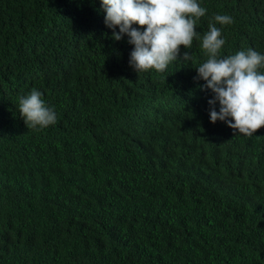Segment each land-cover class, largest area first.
I'll return each mask as SVG.
<instances>
[{
  "label": "trees",
  "instance_id": "obj_1",
  "mask_svg": "<svg viewBox=\"0 0 264 264\" xmlns=\"http://www.w3.org/2000/svg\"><path fill=\"white\" fill-rule=\"evenodd\" d=\"M197 2L201 35L233 18L216 24L222 57L264 54V0ZM105 15L101 0H0V264H264V126L211 122L200 41L180 46L193 64L139 74ZM33 88L56 124L26 126Z\"/></svg>",
  "mask_w": 264,
  "mask_h": 264
},
{
  "label": "clouds",
  "instance_id": "obj_2",
  "mask_svg": "<svg viewBox=\"0 0 264 264\" xmlns=\"http://www.w3.org/2000/svg\"><path fill=\"white\" fill-rule=\"evenodd\" d=\"M101 9L113 40L127 36V42L134 45L129 65L139 74L150 69L164 72L173 62L193 64V52L185 51L181 56L180 46L192 49L194 39L200 41L207 59L195 66L194 80H204L206 83L198 87L214 94L208 101L211 122L224 121L248 137L264 126V71H260L264 69V54L249 47L234 55H221L226 37L216 24H232L231 16L216 14L201 35L196 29L207 8L197 0H101ZM43 95L33 88L19 100L20 116L29 129L57 123L56 112L46 106Z\"/></svg>",
  "mask_w": 264,
  "mask_h": 264
}]
</instances>
